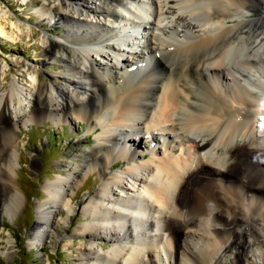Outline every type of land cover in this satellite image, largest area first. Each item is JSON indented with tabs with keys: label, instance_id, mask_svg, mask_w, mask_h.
I'll use <instances>...</instances> for the list:
<instances>
[{
	"label": "bare ground",
	"instance_id": "bare-ground-1",
	"mask_svg": "<svg viewBox=\"0 0 264 264\" xmlns=\"http://www.w3.org/2000/svg\"><path fill=\"white\" fill-rule=\"evenodd\" d=\"M42 1L65 26L67 45L50 39L43 49L48 61L60 63L59 83L41 82L24 65L31 75L26 92L15 77L5 83L0 71V200L9 213L21 195L12 178L13 120L57 115L97 134L87 153L75 148L71 155L83 156V166H64L73 176L45 186L33 239L50 236L48 221L57 231L62 209L68 215L80 209L86 221L76 230L85 242L74 264H264V2ZM8 19L0 11V35ZM137 19L149 21L151 32L140 30ZM128 36L145 44L131 50L130 60L118 46L132 49ZM109 52L118 72L104 59ZM143 134L151 157L138 162ZM118 160L125 168L111 173ZM93 172L100 181L95 191L75 204L64 196ZM107 238L115 243L110 250L91 245Z\"/></svg>",
	"mask_w": 264,
	"mask_h": 264
},
{
	"label": "rangeland",
	"instance_id": "rangeland-1",
	"mask_svg": "<svg viewBox=\"0 0 264 264\" xmlns=\"http://www.w3.org/2000/svg\"><path fill=\"white\" fill-rule=\"evenodd\" d=\"M262 1L264 2V0ZM128 7L131 8V5L128 4ZM44 9L42 0L37 2L32 0H0L1 14L9 17L6 35H0V71H6L5 83L15 77L18 85L26 92L31 91L29 84L31 75L24 65L36 69L40 73L41 82H61L58 78L62 74L60 63L48 61L43 49L50 39L58 40L64 47L67 45L63 38L65 26L55 23L53 16ZM117 10L120 13V10ZM121 13L127 15L125 11H121ZM136 21L139 26L141 25L138 26L140 30L145 27L148 33L151 32L149 21L148 23L138 21V19ZM15 25H19L20 29L16 28ZM133 28L128 29V32L131 33ZM135 32L132 33L135 34ZM111 34L113 35V33ZM140 36L141 33L137 35L138 38ZM127 39L133 46L132 49L127 50L125 45L117 43L123 57L130 60L129 53L131 50L134 51L140 42L135 44L139 40H133L129 36ZM140 44L141 48L145 46L143 42ZM63 46H59L60 53L64 52ZM90 53L93 58L102 59L94 50ZM70 57L73 56L70 55ZM104 59L111 61L110 63L114 67L113 71L118 72V63L110 52L105 55ZM16 60L21 62L20 65H16ZM59 119L57 115H54L37 122L13 120L15 121L13 138L18 150L17 154L12 156L14 165L12 178L21 195H19V207L15 213H9L7 206L3 205L0 200V264H74L81 259L79 247L85 242V237L78 234L76 228L86 220L80 209H75L69 215L66 209H62V220H60L55 232L51 228V222L48 221L45 226L50 229L49 237L40 233L39 239H33L31 234L38 217V209L47 199L45 186L61 176L72 175L71 170L64 168V166H83V156L71 155L78 153L74 151L75 148L87 153L94 145L97 134L95 130L87 133V125L83 121H75L74 119L70 124ZM139 142L137 155L143 153V156L140 155L136 160L142 162L150 159L151 155L148 152L152 143L149 138L143 134V138L139 139ZM158 148L163 150L159 144L155 146V150ZM172 154L183 156V151L176 150ZM157 155L160 157L161 153ZM32 159L37 160L38 165L36 167L32 166ZM118 162L119 164L111 170V173L118 174L120 170L125 168L126 165L123 161L118 160ZM124 182L130 185L128 178H124ZM76 184L74 190L66 187L64 192V196L66 198L71 197L74 204L81 202L88 193L95 191L100 181L96 173L93 172L86 175L83 183ZM67 216H69L68 219H66ZM129 221L131 222V219ZM161 225L162 222L159 227ZM152 232H156L160 234L159 237H162L161 228H153ZM105 243L107 244L104 246L105 251L115 246V243L109 238L101 241L95 240L91 245L97 251L98 247ZM10 251L12 255L8 256L6 253ZM234 251L235 248L230 247L229 252ZM157 257L164 262L165 257L162 253H158ZM249 261L250 264H256L254 260Z\"/></svg>",
	"mask_w": 264,
	"mask_h": 264
}]
</instances>
